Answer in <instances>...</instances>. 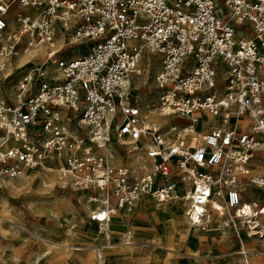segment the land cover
Returning a JSON list of instances; mask_svg holds the SVG:
<instances>
[{"label":"built area","instance_id":"built-area-1","mask_svg":"<svg viewBox=\"0 0 264 264\" xmlns=\"http://www.w3.org/2000/svg\"><path fill=\"white\" fill-rule=\"evenodd\" d=\"M70 30L69 43H89L75 57L57 41ZM41 46L47 55L22 75L15 100L0 101V177L59 162L90 190L104 233L114 207L186 191L200 230L231 226L244 246L245 222L264 236V198L253 191L264 192V172H254L264 166V0H0V72ZM147 48L160 63L157 114L182 119L168 127L133 92ZM121 145L130 163L119 161ZM140 154L151 167L131 162Z\"/></svg>","mask_w":264,"mask_h":264},{"label":"rangeland","instance_id":"rangeland-1","mask_svg":"<svg viewBox=\"0 0 264 264\" xmlns=\"http://www.w3.org/2000/svg\"><path fill=\"white\" fill-rule=\"evenodd\" d=\"M71 33L59 32L62 38L57 41L63 45V55L75 57L89 43H69ZM46 50L22 56L0 72V101L15 100L18 81L30 66L44 61ZM145 54L133 92L142 110L151 114L158 104L155 73L160 63L155 53ZM49 63L55 70L56 64ZM153 115L165 127L182 121L175 117L159 120L158 114ZM4 135L0 129V141ZM120 147L119 161L130 163L125 146ZM59 168V162L49 161L20 177H0V264H264V236L251 234L255 229L248 223H241L240 228L246 243L243 252L231 226L208 231L193 227L186 215L187 201L181 198L168 199L160 208L140 200L131 212L116 209L111 216V239H106L98 221L91 218L96 203L88 201L90 190L74 185ZM254 172L263 173L264 166H254ZM253 191L264 197L261 188L253 187ZM250 194L249 187L244 197ZM174 207L179 208L176 215ZM121 215L129 217L125 225H121ZM263 223L264 215L256 220L264 233Z\"/></svg>","mask_w":264,"mask_h":264},{"label":"bare ground","instance_id":"bare-ground-1","mask_svg":"<svg viewBox=\"0 0 264 264\" xmlns=\"http://www.w3.org/2000/svg\"><path fill=\"white\" fill-rule=\"evenodd\" d=\"M30 13H35L36 11H38L39 10V8H36V7H27L26 8ZM59 38H62L61 36H58ZM40 48H44L43 46H41V47H37V48H35L34 49V51L31 53V54H23L22 56H25V55H33L38 49H40ZM146 51H148V52H150V53H152V51L149 49V48H147V49H144L143 51H142V54H143V59H144V56L146 55L145 54V52ZM21 56V57H22ZM151 57V56H150ZM20 58V57H19ZM18 58V59H19ZM154 58H157V57H154ZM18 59H16V60H18ZM22 65V62L21 63H19L18 64V66L17 67H20ZM56 69H57V66H56ZM55 69V70H56ZM142 71H143V68H142ZM57 75H59V74H57ZM155 112H153V111H151L152 113H151V115L154 113V117L156 116V114H157V109L155 108ZM159 120H163V118L165 119V118H168L167 116H158L157 117ZM199 128H201V129H203V123H200L199 124ZM140 144H138L137 142H135L134 140H129L128 141V144H127V147H129V149H134V148H140ZM135 151V150H134ZM53 161V160H52ZM46 162V161H45ZM45 162H43V164L45 163ZM54 162V161H53ZM135 166H144V165H146L145 164V162H144V156H142V154H140L139 156H137V157H135L132 161H131ZM136 164H138V165H136ZM259 167V166H258ZM36 168V167H35ZM34 168H31L29 171H26L24 174H22V175H20V176H23V175H25L27 172H30V171H32ZM20 176H17V177H20ZM9 178H16V177H9ZM181 185H183V186H185V185H187L186 183H182ZM188 186V185H187ZM190 187V186H189ZM189 187H188V189H189ZM186 192V191H185ZM182 194V193H181ZM181 194H179L181 197H179L178 199H182V195ZM186 194V193H185ZM187 201V200H186ZM188 202V201H187ZM146 204H148L147 202H144V205H146ZM115 208V210L117 209V207H114ZM178 210H179V208H177V207H174V208H172V211L175 213V215L176 214H178ZM101 213L103 212V211H100ZM121 217V225H123L124 224V222H125V220H126V218L123 216V215H121L120 216ZM264 224V223H263ZM255 233V231H253V232H251V234H254Z\"/></svg>","mask_w":264,"mask_h":264},{"label":"crops","instance_id":"crops-1","mask_svg":"<svg viewBox=\"0 0 264 264\" xmlns=\"http://www.w3.org/2000/svg\"><path fill=\"white\" fill-rule=\"evenodd\" d=\"M46 163V162H45ZM137 168H139V169H143L144 167L146 168L147 166H136ZM144 171V170H143ZM263 196H264V193H263ZM262 197V196H261ZM264 198V197H263ZM140 200H147L148 202H152V204L156 207V208H160L162 205H163V203L162 204H160V205H157L156 203H155V201H154V199L153 198H151L150 196H143ZM140 200L137 202V205H138V203L140 202ZM136 205V206H137ZM136 208V207H135ZM120 211H122V209H119ZM128 219H129V217H128V215H126V222H128ZM126 222H125V224H126ZM99 223V222H98ZM124 224V225H125ZM193 227H194V225H193ZM195 228H197V227H195ZM197 229H199V228H197ZM106 239H111V232L109 231V233H105L104 235H103ZM244 239V238H243ZM244 246L246 247V243H245V241H244Z\"/></svg>","mask_w":264,"mask_h":264}]
</instances>
